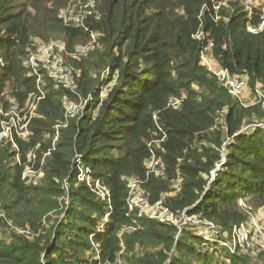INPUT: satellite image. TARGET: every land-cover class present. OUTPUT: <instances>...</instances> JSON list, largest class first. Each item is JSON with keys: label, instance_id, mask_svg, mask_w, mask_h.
Returning <instances> with one entry per match:
<instances>
[{"label": "trees", "instance_id": "trees-1", "mask_svg": "<svg viewBox=\"0 0 264 264\" xmlns=\"http://www.w3.org/2000/svg\"><path fill=\"white\" fill-rule=\"evenodd\" d=\"M59 1L0 0V107L12 106L9 88L30 118L29 137H14L18 149L0 139V264H264L219 248L247 220L240 198L264 204V127L250 123L264 122V108L243 105L200 60L211 40L220 65L248 79L247 91L264 86L262 9L239 0H96L98 17L74 26ZM49 31L72 48L97 34L89 60L112 82L104 96L81 60L71 64L81 70L75 90L48 77L38 87L25 58L31 36ZM65 98L86 101L80 115L66 116ZM152 158L159 163L149 167ZM27 165L42 171L36 181L23 178ZM129 179L151 206L162 201L200 223L178 235L173 223L131 210ZM179 179L178 193L164 198ZM206 223L214 242L202 234Z\"/></svg>", "mask_w": 264, "mask_h": 264}, {"label": "built area", "instance_id": "built-area-1", "mask_svg": "<svg viewBox=\"0 0 264 264\" xmlns=\"http://www.w3.org/2000/svg\"><path fill=\"white\" fill-rule=\"evenodd\" d=\"M95 0L92 1V3L88 4L85 9L79 11V16L75 18V26H85V21L88 16L96 15L98 17V11L95 8ZM220 6V5H219ZM218 6H216V9ZM263 18V24L261 25V28L264 25V16L262 14ZM70 24V23H68ZM96 33H92V43L95 42ZM196 38L202 39L204 37V33L202 31H199L196 35ZM55 43V42H54ZM56 44V43H55ZM54 44L49 42L46 44H43L41 47L43 48V52L46 55H50L53 51ZM214 46V43L211 40H208L207 45L201 50L200 52V60L203 65L206 66V68L215 75L219 81L226 86L228 89V92L237 100H242L245 93L247 92L248 88V79L243 75H238L235 73H232L230 70H228L225 67H222L220 63L215 59L212 48ZM60 65V71L61 73L55 72H45L42 68H36V62L33 61L32 67L29 65L28 67L31 68V71L33 74L37 75L36 83L38 84V87H41V84L43 82V78H50L52 79L57 86H63L70 89H76V84H73L71 87H68L66 85V77L69 78V68L68 66H65L64 63L61 61L59 62ZM116 78H114V81ZM252 92L255 94V97L257 98L258 102L261 103V105L264 107V86L262 83L257 82L255 87L252 89ZM33 104V102H32ZM73 106H71L72 108ZM36 109V104H33L30 108L31 114H33V111ZM15 111L16 113H20L17 104H15L13 100L12 106L9 108L8 111ZM7 111V112H8ZM1 113H5L3 108L0 109ZM21 114V113H20ZM71 114V113H70ZM22 115V114H21ZM72 115V114H71ZM67 116V114H66ZM68 118H73V116H67ZM75 117V116H74ZM2 121H0L1 124V133H0V139L2 137H7L10 139V141L13 143V146L18 149L17 143L14 141L15 135L18 136L21 139H27L30 135V129H29V122L30 118L27 119V116L22 124H19V126L8 127V132L5 131ZM252 126H261L264 127V122H257L253 124ZM57 140V138H55ZM54 139V140H55ZM55 140V141H56ZM52 149H49L45 156L49 155ZM17 161H20L19 156L17 157ZM159 161H156L155 158H152V160L149 162V167L155 166L158 164ZM41 170V169H40ZM42 171L35 170L32 165H27L25 167V171L23 173V178H27L29 182L36 181L37 176H41ZM80 178L85 179V171H81ZM98 184V182H97ZM129 187H130V198H129V207L131 210H133L135 207L139 209L140 214H142V207H149L151 206L149 203L148 196L144 195L142 192L140 185L137 180L129 179ZM135 191H138L136 193ZM156 210L155 216L153 218H157L162 221H168L173 223L174 225L178 226V235L181 233L183 228L191 225V224H199L200 221L197 219L195 215L188 214L187 211L181 212L180 215H175L172 211H170L167 207H164L162 205V201H159L156 205L151 206ZM251 208V207H250ZM109 214L106 215V218H108ZM1 217V216H0ZM152 217V216H151ZM197 219V220H196ZM184 223V224H183ZM209 229H211L210 234H213L215 236V233L213 232V228L211 224L206 223ZM18 231V229H17ZM20 233L25 234L27 236H31L34 234L32 229L25 228L22 230H19ZM216 238V237H215ZM255 242H259L261 246L264 248V213H260L259 219L253 221L252 223H247L246 221L237 224L234 226L231 238L227 241H225L223 244L228 245L232 250H240V251H247L251 249ZM260 249V247H259Z\"/></svg>", "mask_w": 264, "mask_h": 264}, {"label": "rangeland", "instance_id": "rangeland-1", "mask_svg": "<svg viewBox=\"0 0 264 264\" xmlns=\"http://www.w3.org/2000/svg\"><path fill=\"white\" fill-rule=\"evenodd\" d=\"M93 0H60L62 5H60V13L59 16L63 18L65 23H70L73 24L75 23V18L79 16V11L83 10L86 8V6L90 3H92ZM227 1L229 0H220L222 4H226ZM241 6H244L245 9L247 10H252L253 8H261L264 16V0H239ZM96 2V0H95ZM75 26V25H74ZM32 40V45L30 47V52L28 56L25 58V64L28 67H32L33 61L36 62V68H42L46 72H58L61 73L60 71V65L59 62H63L65 66H68L70 74L69 78L66 77L68 81H66V85L68 87H71L73 84H76V79L79 77L81 70L76 68V70L73 69L72 65L74 60H81L83 61L82 63L85 66H89L92 70V72L99 78L102 79L103 85L101 87L103 88V95L105 94L106 90V85L112 84L110 82L107 84L106 78H107V71L106 68L103 69V66L99 65V60L96 57H92L89 60L90 53L95 50L94 44L92 43V38H90L88 41H80L75 45L73 48L69 45L67 42V38L64 34L62 33H57V32H47L45 35L44 33L41 35H36L33 34L31 36ZM53 43V51L50 55H46L43 52V48L41 47L43 44L46 43ZM56 44H55V43ZM72 64V65H71ZM74 66V65H73ZM28 67L30 70L31 68ZM78 69V70H77ZM101 83V82H100ZM99 83V84H100ZM6 94V95H5ZM4 94V98L9 100L11 104H13V99L10 95L9 88L6 89V92ZM65 101V107H66V114L67 116H78L81 114L82 110H84L85 106V100L80 99V100H70V99H64ZM241 103L245 106H252L254 104H258V100L255 97V94L252 92V90H248L243 99L241 100ZM71 106H73L71 108ZM264 108V107H263ZM1 109V107H0ZM72 115H71V114ZM0 119L2 122V125L5 129L6 132H8V127H15L19 126V124H22L26 118V115H21L20 113H16L14 110L13 111H8L5 113L0 112ZM253 123L254 122H250ZM247 123V124H250ZM252 124V125H253ZM251 125V126H252ZM56 140V139H55ZM158 161V160H156ZM153 166V165H152ZM157 168V167H155ZM40 176L36 177V180ZM180 184L181 181L180 179L175 181L173 184V190L170 193H167L164 195V198L168 196H173L176 193H178L180 189ZM138 193V191H135ZM240 205L243 209V211L247 215V223H252L253 221L259 219L260 213H264V204H255L252 200L246 199V198H240L239 199ZM251 207V208H250ZM156 210L152 208L151 206L149 207H142V214L148 217H153L155 216ZM197 220V219H196ZM184 224V223H183ZM24 228H29V227H24ZM32 229V228H31ZM33 230V229H32ZM34 231V230H33ZM202 231L204 234L203 236L209 238L212 242L216 240L215 236L213 234H210L211 229L208 228L207 225H203ZM9 239V238H8ZM229 240V239H228ZM229 248L228 245H222L219 246V248ZM260 247V249H259ZM229 250V249H228ZM240 251V250H239ZM250 255L256 260V259H264V248L261 246L259 242H255L253 247L249 250H247Z\"/></svg>", "mask_w": 264, "mask_h": 264}]
</instances>
